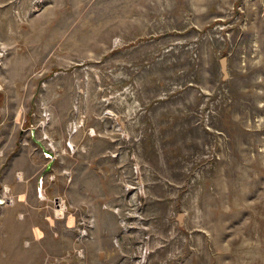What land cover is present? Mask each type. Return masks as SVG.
Returning a JSON list of instances; mask_svg holds the SVG:
<instances>
[{
    "label": "rangeland",
    "instance_id": "374dc122",
    "mask_svg": "<svg viewBox=\"0 0 264 264\" xmlns=\"http://www.w3.org/2000/svg\"><path fill=\"white\" fill-rule=\"evenodd\" d=\"M0 264H264V0H0Z\"/></svg>",
    "mask_w": 264,
    "mask_h": 264
},
{
    "label": "water",
    "instance_id": "95a60500",
    "mask_svg": "<svg viewBox=\"0 0 264 264\" xmlns=\"http://www.w3.org/2000/svg\"><path fill=\"white\" fill-rule=\"evenodd\" d=\"M226 59L225 58H222L221 60H220V64H221V70H222V72H223V74H224V77L226 76V71H225V65H226ZM182 217H183V215L182 214H179L178 216H177V221L179 222V224H181V222H182Z\"/></svg>",
    "mask_w": 264,
    "mask_h": 264
}]
</instances>
